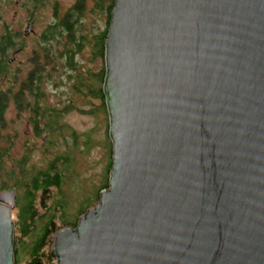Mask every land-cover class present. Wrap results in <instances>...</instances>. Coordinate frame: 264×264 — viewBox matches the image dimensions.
Returning <instances> with one entry per match:
<instances>
[{"label":"water","instance_id":"95a60500","mask_svg":"<svg viewBox=\"0 0 264 264\" xmlns=\"http://www.w3.org/2000/svg\"><path fill=\"white\" fill-rule=\"evenodd\" d=\"M104 49L110 182L58 264H264V0H116Z\"/></svg>","mask_w":264,"mask_h":264},{"label":"trees","instance_id":"16d2710c","mask_svg":"<svg viewBox=\"0 0 264 264\" xmlns=\"http://www.w3.org/2000/svg\"><path fill=\"white\" fill-rule=\"evenodd\" d=\"M33 0H31L32 2ZM46 0H34L35 6L45 5ZM116 0H97L94 9L102 11L106 16V27L102 31L93 34L87 32V24L84 22L86 13V0H76L75 3L66 9L64 14L59 15L56 5L53 6L54 20L39 34L37 46L32 48V56L28 59L29 71L20 78L21 69H13V55L21 53L22 47L21 34L11 31L9 27L4 26L0 32V191L7 188L21 189L22 193L18 197L16 207L19 211L16 214L15 222V241L22 239V242L15 244L14 261L18 264L17 254L21 248L28 250V264H45L56 258L55 251L50 249V243L56 230L64 225H57L56 217L51 214L44 216L40 213V208L50 210L43 200L49 198L51 188L60 189L63 184L64 169L60 166V161L65 159L59 155L49 162L44 169L35 170L32 175H22L21 180L17 182L11 179V171L6 170V163L11 161L9 136L5 137L4 129L7 120L5 113L9 109V102H13L17 109V114H27L29 125L34 132L35 138H43L46 134H56L60 131V119L62 111L50 107L46 102L48 97L45 87L52 79L58 77L60 83L64 77L72 81L74 93L81 94L87 98H93L101 102V110L106 114V101L102 88L105 81L104 62V43L107 40V32L110 27V16ZM2 2L0 1V7ZM58 10V9H57ZM59 46L60 49L54 47ZM90 49V62L94 60L101 62V68L97 72L80 71V66L76 62V57L85 50ZM10 52L13 54L10 55ZM16 58V57H15ZM59 63H56V62ZM8 145V146H7ZM23 173L26 157L18 161ZM112 171V161L110 169L107 172V180L101 189L107 188L110 182L109 176ZM27 174V173H25ZM14 184L13 187L8 182ZM99 189V192L100 190ZM58 202V201H56ZM59 209L62 205L57 206ZM90 205L87 206V209ZM53 209H55L53 207ZM87 209H83L80 215ZM56 214V213H55ZM43 222V225L37 229V226ZM77 221L69 226L75 227ZM34 237L31 241L30 238ZM29 239V240H27ZM24 240V242H23Z\"/></svg>","mask_w":264,"mask_h":264},{"label":"rangeland","instance_id":"374dc122","mask_svg":"<svg viewBox=\"0 0 264 264\" xmlns=\"http://www.w3.org/2000/svg\"><path fill=\"white\" fill-rule=\"evenodd\" d=\"M0 32L5 27L11 31L20 33L21 53L15 54L13 69H21L20 78L29 71L28 59L32 56V48L39 42V34L54 20L53 6L56 5V12L64 14L66 9L72 6L76 0H46L45 5L35 6L34 0H0ZM97 0H86L84 22L87 24V32L96 34L106 27V14L94 9ZM29 25L33 26L32 32L28 33ZM60 49L59 46L54 47ZM91 50L87 49L76 57L80 71L97 72L101 68V62L94 60L90 62ZM13 53L10 52V57ZM56 63H59L58 61ZM105 62H103V66ZM72 81L64 77L63 82L55 77L47 84L48 97L46 102L52 108L63 113L60 119V131L56 134H46L43 138H35L31 130L27 114H17L13 102H9V109L5 113L7 120L6 128L3 130L5 137L9 136L11 161L6 163V170L11 171V179L19 182L21 176L32 175L35 170L44 169L49 162L59 155L65 159L60 161L64 169L63 184L60 189L51 188L50 197L43 200L49 205L50 210L40 208V213L48 217L51 214L56 217L57 225L68 226L79 221L80 212L93 207L100 198L99 189L106 183L107 172L113 159L112 140L109 138L108 120L109 115L101 110V102L74 93ZM8 146V145H7ZM26 157L23 173L19 166V160ZM8 185L13 187L12 182ZM10 190V188H7ZM16 202L13 209L12 220L16 221L18 214V197L22 190L15 189ZM58 201V202H56ZM62 205L59 209L57 206ZM53 207L55 209H53ZM88 210V209H87ZM86 210V211H87ZM56 213V214H55ZM84 213V212H83ZM82 213V214H83ZM43 222L37 226L39 229ZM63 227V226H62ZM15 231V228H14ZM55 235V234H54ZM54 235L52 239L54 238ZM34 239L31 237L29 241ZM51 239L50 249L54 250ZM22 242V239L14 241V245ZM24 242V240H23ZM55 251V250H54ZM28 250L21 248L17 254L18 264H28ZM45 264H58V259L47 261Z\"/></svg>","mask_w":264,"mask_h":264}]
</instances>
